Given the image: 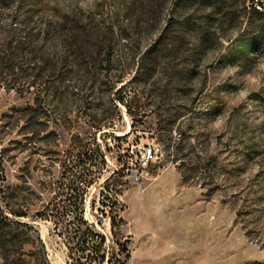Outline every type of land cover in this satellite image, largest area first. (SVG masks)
<instances>
[{"label": "rangeland", "instance_id": "obj_1", "mask_svg": "<svg viewBox=\"0 0 264 264\" xmlns=\"http://www.w3.org/2000/svg\"><path fill=\"white\" fill-rule=\"evenodd\" d=\"M79 177L103 264H264V0H0V264H79Z\"/></svg>", "mask_w": 264, "mask_h": 264}, {"label": "trees", "instance_id": "obj_2", "mask_svg": "<svg viewBox=\"0 0 264 264\" xmlns=\"http://www.w3.org/2000/svg\"><path fill=\"white\" fill-rule=\"evenodd\" d=\"M258 6L261 5L253 3V9L256 12H259ZM102 162H104V159H102ZM79 178L81 179L68 184L65 193V202L68 203L64 205L61 211V216L68 219V224L65 227L68 236V251L78 255L77 263L79 264H103L107 253L105 249L106 239L94 228V225L85 219V196L93 181H87L83 177ZM109 195L110 193L105 198L109 199ZM113 202L116 206L119 204L116 195ZM120 210L122 211V207L117 209L116 213H113L110 217L113 226H115L117 219L122 220L119 215ZM120 248L127 250V242L121 243ZM82 260H85V262H82Z\"/></svg>", "mask_w": 264, "mask_h": 264}, {"label": "built area", "instance_id": "obj_3", "mask_svg": "<svg viewBox=\"0 0 264 264\" xmlns=\"http://www.w3.org/2000/svg\"><path fill=\"white\" fill-rule=\"evenodd\" d=\"M160 148L156 145H151L144 147L138 156L135 159H131L127 167V173L129 180L134 183H140L144 176V171L147 167L157 161L159 158Z\"/></svg>", "mask_w": 264, "mask_h": 264}]
</instances>
